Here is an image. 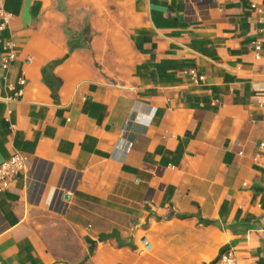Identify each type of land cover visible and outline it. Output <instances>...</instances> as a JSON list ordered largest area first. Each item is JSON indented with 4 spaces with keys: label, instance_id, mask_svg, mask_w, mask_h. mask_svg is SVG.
I'll return each mask as SVG.
<instances>
[{
    "label": "crops",
    "instance_id": "1",
    "mask_svg": "<svg viewBox=\"0 0 264 264\" xmlns=\"http://www.w3.org/2000/svg\"><path fill=\"white\" fill-rule=\"evenodd\" d=\"M3 3L0 264H264V0Z\"/></svg>",
    "mask_w": 264,
    "mask_h": 264
},
{
    "label": "built area",
    "instance_id": "2",
    "mask_svg": "<svg viewBox=\"0 0 264 264\" xmlns=\"http://www.w3.org/2000/svg\"><path fill=\"white\" fill-rule=\"evenodd\" d=\"M4 0H0V35L10 29L12 17L6 12L3 3ZM13 45L8 44V54L2 60V69L8 71L10 64L17 59L16 54L12 51ZM262 50L261 42L255 43V51L259 55ZM259 59V57H258ZM193 79L197 82H204L205 78H198L195 72L191 73ZM20 85L24 87L26 85V78H22ZM255 100L264 104V93H258ZM263 146V145H262ZM31 162L24 154H15L6 162L0 164V191H7L12 184L18 180L22 175L30 172ZM214 264H244L238 260L234 252L231 249L223 250ZM255 264V263H249Z\"/></svg>",
    "mask_w": 264,
    "mask_h": 264
},
{
    "label": "trees",
    "instance_id": "3",
    "mask_svg": "<svg viewBox=\"0 0 264 264\" xmlns=\"http://www.w3.org/2000/svg\"><path fill=\"white\" fill-rule=\"evenodd\" d=\"M65 34L68 38V47L71 53L79 50H90L93 38V30L90 22L87 20L84 23L83 29L80 32H75L68 27H65ZM213 223H207L210 225Z\"/></svg>",
    "mask_w": 264,
    "mask_h": 264
},
{
    "label": "water",
    "instance_id": "4",
    "mask_svg": "<svg viewBox=\"0 0 264 264\" xmlns=\"http://www.w3.org/2000/svg\"><path fill=\"white\" fill-rule=\"evenodd\" d=\"M142 242H143L144 244H146V240H143ZM149 248H150V247H148V249H149Z\"/></svg>",
    "mask_w": 264,
    "mask_h": 264
}]
</instances>
